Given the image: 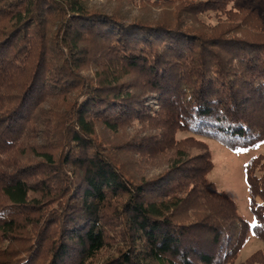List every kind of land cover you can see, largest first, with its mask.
I'll return each instance as SVG.
<instances>
[{
  "label": "trees",
  "instance_id": "1",
  "mask_svg": "<svg viewBox=\"0 0 264 264\" xmlns=\"http://www.w3.org/2000/svg\"><path fill=\"white\" fill-rule=\"evenodd\" d=\"M109 1L163 17L0 0V264H233L264 241V155L245 166L252 224L203 139L264 141V19L235 0Z\"/></svg>",
  "mask_w": 264,
  "mask_h": 264
},
{
  "label": "rangeland",
  "instance_id": "2",
  "mask_svg": "<svg viewBox=\"0 0 264 264\" xmlns=\"http://www.w3.org/2000/svg\"><path fill=\"white\" fill-rule=\"evenodd\" d=\"M88 5L108 14L121 12L127 20L139 18L149 20L160 17L162 14L161 10L153 7L148 10L142 4L120 5L109 0H89ZM233 5L255 8L264 19V0H235ZM166 17H171V13L169 12ZM153 106L158 108L156 104ZM132 131L134 129L127 128L129 134H132ZM180 136L184 137L188 136V134L185 133ZM203 141L208 145L214 162V169L209 175L210 181L215 183L220 190L225 191L237 203L241 216L254 224L255 218L250 207L245 166L251 159L264 155V141L253 147L240 149L241 151L230 150L215 140L203 139ZM189 153L195 155L199 153V150L191 149ZM154 164L159 166V162ZM154 164H152L153 167H155ZM147 165L146 169H151V164ZM155 171H157L156 167L153 168L152 172ZM257 252L264 253V241L250 233L243 249L233 264H246L248 259Z\"/></svg>",
  "mask_w": 264,
  "mask_h": 264
},
{
  "label": "snow or ice",
  "instance_id": "3",
  "mask_svg": "<svg viewBox=\"0 0 264 264\" xmlns=\"http://www.w3.org/2000/svg\"><path fill=\"white\" fill-rule=\"evenodd\" d=\"M238 151H241V150H238Z\"/></svg>",
  "mask_w": 264,
  "mask_h": 264
}]
</instances>
